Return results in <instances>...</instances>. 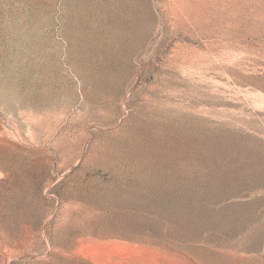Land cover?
<instances>
[{
  "label": "rangeland",
  "instance_id": "374dc122",
  "mask_svg": "<svg viewBox=\"0 0 264 264\" xmlns=\"http://www.w3.org/2000/svg\"><path fill=\"white\" fill-rule=\"evenodd\" d=\"M117 2L0 0V264H264V0Z\"/></svg>",
  "mask_w": 264,
  "mask_h": 264
},
{
  "label": "bare ground",
  "instance_id": "6f19581e",
  "mask_svg": "<svg viewBox=\"0 0 264 264\" xmlns=\"http://www.w3.org/2000/svg\"><path fill=\"white\" fill-rule=\"evenodd\" d=\"M118 1L117 3L115 4H111L108 9L105 10V7L103 9V11L105 10L104 13H106V16L108 17L107 20L109 21H112L113 19L115 20V17L116 16V13H114V10L117 9V4L120 3L121 5V9L123 10V12H126V14L128 16H125V17H129V18H126V19H130L129 22L133 25L131 27H134L136 26V23L139 22L140 19V16L139 14L142 13V16L145 14L147 15L148 14V2L147 0H116ZM110 2V1H109ZM115 2V1H114ZM108 4V3H107ZM119 5V4H118ZM141 8H140V7ZM103 13V14H104ZM114 17V18H113ZM106 18V17H105ZM123 18V17H122ZM118 19V18H117ZM120 19V18H119ZM125 19V20H126ZM122 21V20H121ZM120 21V23H121ZM126 22V21H125ZM113 23V21H112ZM115 23V21H114ZM117 23V22H116ZM115 36L118 38V47H122L124 48L125 47V44H124V35L120 32H116ZM160 264H169L167 263L166 261H162Z\"/></svg>",
  "mask_w": 264,
  "mask_h": 264
}]
</instances>
